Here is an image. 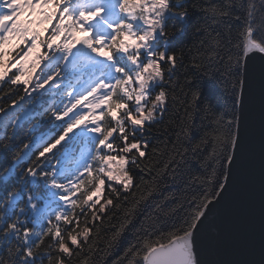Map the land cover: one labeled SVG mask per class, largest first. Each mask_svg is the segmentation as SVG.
<instances>
[{"label":"snow or ice","instance_id":"1","mask_svg":"<svg viewBox=\"0 0 264 264\" xmlns=\"http://www.w3.org/2000/svg\"><path fill=\"white\" fill-rule=\"evenodd\" d=\"M197 9L205 38L180 86L187 120L161 150L148 130L168 110L178 68L189 71L173 44L175 23ZM213 67L227 77L230 113L201 108L197 74L212 78ZM257 84L258 245L240 227L256 197ZM0 85L10 89L0 97V180L18 181L0 201L8 257L0 264H89L101 232L111 233L107 248L118 244L159 182L184 167L198 174L164 213L168 221L134 229L114 264H264V0H0ZM201 111L210 123L196 128ZM22 119L32 124L28 143L19 141ZM45 122L51 132L36 136ZM236 195L229 219L218 221L215 209Z\"/></svg>","mask_w":264,"mask_h":264},{"label":"trees","instance_id":"2","mask_svg":"<svg viewBox=\"0 0 264 264\" xmlns=\"http://www.w3.org/2000/svg\"><path fill=\"white\" fill-rule=\"evenodd\" d=\"M215 2H220V0H215ZM257 7H259V0H256ZM175 23V22H173ZM205 24V19L203 13L197 9L191 18L185 21L183 24L175 23V36L173 44L179 54V49L183 48L184 53L187 57L185 60V65L188 68V72H185L184 68H178V75L173 77V80L179 81V84L176 86L175 91L172 92L169 89V99L168 110L164 114L161 122L154 125L151 129L148 130V135L146 139L151 141L152 146H159L163 150L164 143L168 141L169 136H172L171 130H179V125L181 120H187L185 117V97L181 93L180 86L184 84V77L186 74H191V58L194 55H201L203 49L201 47V40L205 37L197 31L199 26ZM209 32L212 31L211 28L208 29ZM215 35V33H212ZM207 47L206 45L204 46ZM198 50H200L198 52ZM211 77L208 78L203 75V73H198V79L196 81L197 85L202 91L200 98L201 108L205 107L209 102L212 104L215 114L230 113L232 109V102L230 99V86L226 83L227 77L222 72L216 70L215 67L210 69ZM4 92H0V97L7 98L6 93L10 91L7 85H4ZM184 91H188L187 88ZM175 95V100L171 97ZM54 99L52 95H47L42 97V101H50ZM190 99V96L188 97ZM2 102V101H0ZM25 109L30 107H38L30 105L25 101L22 105ZM212 113L209 114L211 116ZM230 118L229 117H226ZM190 123V122H189ZM210 123V119L205 118V114L201 111L195 119L196 128H201L204 125ZM23 127V133L21 134L19 141L23 143H28V140L31 138L29 135V130L32 128V124L27 119H22L21 121ZM195 131V129H194ZM9 134L11 130H8ZM51 132V125L46 122L42 124L39 131L36 132V136L41 134H49ZM4 134L3 127H0V135ZM174 140L175 137L172 136ZM22 146V144H21ZM169 149L171 144L168 145ZM194 163V162H193ZM5 164L0 162V177L3 176V168ZM193 174H198L193 168L192 172L188 171L187 167L182 168L175 176V180L172 175L165 176L158 186V191L153 194V199H150L147 203H142L136 210V215L134 217V227H130L120 238L118 244H114L112 248H107L105 241L111 237V233L101 232V242H100V251L96 256L90 258L89 264H114L118 258L123 255V250L128 247L129 243L134 242V229H140L141 227H146L155 220L157 226L163 225L165 221H168V217L164 213L168 212L170 208L175 206V201H178L182 198L183 194L187 191L186 181L189 180V177ZM146 179H150L146 177ZM16 179H12L10 183L6 184L3 180H0V201L3 200V197L6 193V190L17 184ZM168 196L169 200H164V197ZM156 204H160L161 208L157 209ZM130 206V205H129ZM158 218V219H157ZM123 217L121 216L118 220H114L113 223L119 226V223L122 221ZM31 227L32 225L29 224ZM107 227V224L105 225ZM0 257L7 259L6 250L3 247H0ZM45 264L47 262L45 261Z\"/></svg>","mask_w":264,"mask_h":264},{"label":"water","instance_id":"3","mask_svg":"<svg viewBox=\"0 0 264 264\" xmlns=\"http://www.w3.org/2000/svg\"><path fill=\"white\" fill-rule=\"evenodd\" d=\"M259 58L256 59V65L259 66ZM250 123L252 125L253 133V148L255 152V179H256V197L254 204V213L250 216H241L240 227L247 229L249 232L254 233L255 242L258 245L259 239V89L257 84V92L253 102V106L250 113ZM239 195L233 197L232 200H225L222 207L216 208V216L218 221H225L229 219L234 211L235 202L239 200Z\"/></svg>","mask_w":264,"mask_h":264}]
</instances>
